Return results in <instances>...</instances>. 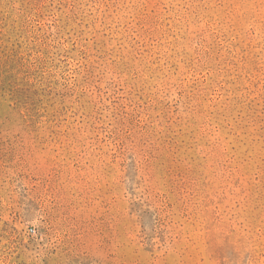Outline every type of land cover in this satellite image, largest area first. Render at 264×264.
Here are the masks:
<instances>
[{
  "label": "rangeland",
  "instance_id": "obj_1",
  "mask_svg": "<svg viewBox=\"0 0 264 264\" xmlns=\"http://www.w3.org/2000/svg\"><path fill=\"white\" fill-rule=\"evenodd\" d=\"M0 264H264V0H0Z\"/></svg>",
  "mask_w": 264,
  "mask_h": 264
}]
</instances>
